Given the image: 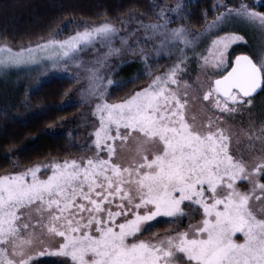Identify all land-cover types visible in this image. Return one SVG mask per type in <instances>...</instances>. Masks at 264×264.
Returning a JSON list of instances; mask_svg holds the SVG:
<instances>
[{
  "label": "snow or ice",
  "instance_id": "1",
  "mask_svg": "<svg viewBox=\"0 0 264 264\" xmlns=\"http://www.w3.org/2000/svg\"><path fill=\"white\" fill-rule=\"evenodd\" d=\"M153 9L155 20L141 19L137 29L102 20L62 39L57 28L19 52L0 46V71L46 52L70 79L86 80L76 103H87L96 120L88 140L76 145L86 155L0 175V264H43L37 258L45 256L52 258L46 264H264V121L249 124L243 141L211 115L197 121L189 112V85L183 81L182 91L180 79L186 50L194 52L199 37L235 18L264 30V12L246 0H220L214 19L205 15L204 31L191 32L183 24L171 27L183 19L181 3ZM138 30L143 36H135ZM244 39L233 32L212 40L217 69ZM129 54L143 69L114 81ZM161 54L176 55L163 71L153 68ZM141 75L145 85L109 101L110 87ZM259 92L264 48L236 56L226 74L208 81L202 99L209 111L234 113ZM185 218L189 223L180 228ZM156 223L177 226L144 238Z\"/></svg>",
  "mask_w": 264,
  "mask_h": 264
},
{
  "label": "trees",
  "instance_id": "2",
  "mask_svg": "<svg viewBox=\"0 0 264 264\" xmlns=\"http://www.w3.org/2000/svg\"><path fill=\"white\" fill-rule=\"evenodd\" d=\"M156 1L174 5L180 0H0V46L21 49L43 42L50 32L61 28L68 20L72 23L109 20L119 24L132 13L150 17ZM219 1H189L184 7L183 22L196 30H204L205 15L209 21L214 19L213 7ZM250 1L264 12V0ZM68 32L66 28L60 36ZM168 65L167 58L161 56L158 63H153V68L160 71ZM136 70L131 69V74ZM128 75L125 74L124 80L130 78ZM147 81V75H141L124 87H111L108 99L117 101ZM72 86L67 78L52 76L38 81L26 94L25 106L14 103L12 97H7L10 101H0V175L23 170L35 163L46 164L53 158L63 160L82 155L74 136L64 129L66 122L81 110L78 105H62ZM263 94L253 99L258 100ZM172 226L156 223L146 235L163 233ZM42 262L46 264L47 261Z\"/></svg>",
  "mask_w": 264,
  "mask_h": 264
},
{
  "label": "rangeland",
  "instance_id": "3",
  "mask_svg": "<svg viewBox=\"0 0 264 264\" xmlns=\"http://www.w3.org/2000/svg\"><path fill=\"white\" fill-rule=\"evenodd\" d=\"M191 0H180L177 3H181L183 5V14L184 7ZM220 2V1H219ZM227 2H231V0H227ZM246 2L253 5L250 0H246ZM174 5H169L162 3L160 1H156L155 4L159 5H168L170 7H174ZM257 11H259L256 8ZM222 11V9H221ZM260 12V11H259ZM144 20L147 22L148 20H155V15L148 17L144 14L132 13L128 14L126 17L122 18L126 23L124 27L129 30L138 28V21ZM121 20L119 24H116L118 27L121 26ZM98 23V22H97ZM83 24H94L78 21L76 23H72V20H68L65 25H63L62 31L66 28L69 29V32L63 36H59L57 38L62 39L68 35L73 33L74 29L81 27ZM183 24L186 28H188L191 32H203L204 30H196L192 27H189L187 24L183 22L182 19H174L171 27H177L178 25ZM204 29V28H203ZM61 31V33H62ZM237 33L245 37L243 41H238L231 45V47L225 53V62L224 65L217 69L215 67L214 56L215 52L210 51L211 42L216 36L223 35L224 33ZM136 37L143 36L142 31H136ZM42 43V42H40ZM36 45V44H35ZM35 45L26 47H34ZM119 42L117 41V46ZM3 46V45H2ZM9 47V46H8ZM140 47H144L146 50L150 49V45H145L143 43L140 44ZM11 48V47H10ZM264 48V30H261L257 24L248 22L244 18H235L231 19L227 22L226 26H224L220 31L213 32L211 35L205 34V36H201L197 39L194 52L191 50L187 51L188 59L182 67L184 68V73L181 75L180 79L182 82L181 90L183 91V81H187L189 87L188 91V99H189V112L190 115H194L197 118V121L206 120L209 115L213 116L214 119H217L220 125L231 133L234 134L235 137H240L241 140H244L243 130H247L249 124L255 123L258 127L261 121H264V94L263 96L257 100L253 99L252 105H245L243 108H239L234 113H224L219 110L212 109L209 111V102L204 101L202 99V92L206 88L209 80H214L218 75H223L230 67V59H234L235 54H248L253 55L254 52ZM13 52H19L20 49H13ZM33 55L36 57L34 62L9 67L6 71H0V101H10L6 100L7 97H12L14 99V103H17L20 106H25L27 104L26 94L36 86V83L42 79H47L52 76H62L67 78L73 83V86L68 91V94L64 101L62 102L64 106L66 105H78L81 110L77 112L76 116L72 119H69L65 124V130H68L72 136H74L78 145L88 140V133L92 131V126L96 122L95 118L91 115V111L89 105L87 103H76V101L80 98V88L82 85L86 84V80H81L79 83L69 78V73L65 71V69L61 67H54L51 59L49 58V54L46 52H33ZM235 55V56H234ZM162 57L167 58L170 63L171 60L176 59V55L173 54L171 57L166 54H161ZM203 57L208 58V63L206 64ZM128 62L122 64L113 74L112 79L114 81H124L125 74H129V77H132L133 74L142 70L144 65L139 61V59H133L131 54L124 57ZM232 59V61H233ZM115 62V61H114ZM232 63V62H231ZM140 64L139 68L136 66ZM168 67V66H167ZM166 67L161 69L163 71ZM131 69H137L134 73L131 74ZM73 74L75 73V69L72 70ZM144 84L140 85L143 86ZM203 85L204 88H200ZM138 86L137 88H139ZM111 88V87H110ZM109 88V89H110ZM118 101V100H117ZM69 102H72L71 104ZM115 102V101H110ZM223 117V119H219ZM82 155H86L83 151ZM122 155H126V153H121ZM78 156V157H80ZM74 158V157H73ZM46 163L45 165H47ZM43 178V176L41 177ZM242 183V182H241ZM196 219H200L199 215H196L192 222H195ZM189 223V219L185 218L183 223L179 224L180 228L185 227ZM177 225L173 224V227ZM162 233V232H161ZM151 235H144V238H149ZM237 239H242V237L237 234ZM41 261H49L51 257H42L37 258Z\"/></svg>",
  "mask_w": 264,
  "mask_h": 264
},
{
  "label": "water",
  "instance_id": "4",
  "mask_svg": "<svg viewBox=\"0 0 264 264\" xmlns=\"http://www.w3.org/2000/svg\"><path fill=\"white\" fill-rule=\"evenodd\" d=\"M238 55H248V54L241 53V54H238ZM238 55H236V56H238ZM236 56H235V57H236ZM235 57H234V59H233L231 65L235 62ZM231 65H230V67L228 68L227 71H229V70L231 69ZM225 74H226V72H225ZM260 93H261V92H259L258 94H255L254 97H257Z\"/></svg>",
  "mask_w": 264,
  "mask_h": 264
}]
</instances>
